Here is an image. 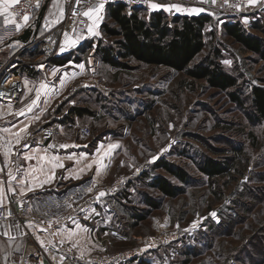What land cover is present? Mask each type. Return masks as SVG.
Listing matches in <instances>:
<instances>
[{
  "label": "rangeland",
  "instance_id": "374dc122",
  "mask_svg": "<svg viewBox=\"0 0 264 264\" xmlns=\"http://www.w3.org/2000/svg\"><path fill=\"white\" fill-rule=\"evenodd\" d=\"M174 2L180 10L166 11L170 16L193 6ZM245 9L251 12L242 13ZM152 10L150 4L141 13L147 15ZM212 10L207 45L194 61L218 47L224 67L239 76L244 104L232 100L228 91L209 86L204 79L191 78L184 71L134 59L129 60L131 68L103 62L97 51L98 42L111 44L115 39L102 28L103 22H111L107 6L89 19L86 29L65 33L61 39L57 55L63 43L68 48L74 44L68 51H76L64 70L84 65L82 71L76 66L78 76L70 87L74 104L79 100L89 102L86 89L78 86L80 79L88 75L97 79L91 89L96 101L89 102L94 114L79 121L92 130L85 137L91 144L88 151L99 141L119 145L105 164L102 177L91 186V193L105 192L116 179H125L117 193L99 198L112 203L113 212L117 213L114 223L122 236L111 237L106 250L92 254L138 252L132 260L135 261L141 255L154 253L161 264H181L185 258L187 264H264V122L250 118L248 97L252 85L264 86V56L244 50L222 28L224 21L236 18L247 31L264 39V0L253 5L247 0L238 14ZM73 36L76 40L68 42V37ZM80 46H84L81 51ZM28 51L14 60L20 64L15 72L21 76L27 73L24 62L34 59L42 46L38 45L32 53ZM43 58L46 64L50 62L46 54ZM45 67L53 68L50 64ZM45 70L39 69L36 76L41 77ZM57 76L58 72L54 78ZM61 105L56 104L54 112ZM204 156L227 161L232 168L225 175L210 178L197 165ZM161 157L183 167L190 175L189 182L181 181L163 167H155ZM157 174L181 185L184 192L164 195L152 184ZM90 177L88 174L65 189L83 184ZM147 196L159 205L148 203ZM133 211L142 218L135 217ZM173 236L174 240L159 243L162 238Z\"/></svg>",
  "mask_w": 264,
  "mask_h": 264
},
{
  "label": "crops",
  "instance_id": "0c3cea01",
  "mask_svg": "<svg viewBox=\"0 0 264 264\" xmlns=\"http://www.w3.org/2000/svg\"><path fill=\"white\" fill-rule=\"evenodd\" d=\"M45 1H48V6L41 25L43 29L42 33L63 19L68 3V0H44V2ZM153 4L158 5L156 8L152 7L153 10L164 9L169 11L177 8L172 7V5H175V2L155 1L151 3V5ZM193 9H200V11H193ZM205 12L212 14L213 10L212 8L209 9L201 5H193L188 7L187 11H180L178 14H200ZM250 12L251 11L245 9L242 13ZM0 17L6 19L7 14L0 15ZM32 28H35V26ZM20 36L21 35L16 36L0 44V67L25 44ZM73 40H76L74 36L68 37V42L71 43ZM71 46L73 47L74 44L70 45L68 48V46L63 43L60 48H63V51L61 50L58 54L66 53L72 48ZM35 49L36 47H33L29 49L28 52L32 53ZM43 59V53L39 51L35 55V58L31 60L38 62V65L35 67L36 71L46 68L41 77H37V74L30 75L29 73H25L21 76L24 81V92L20 100L16 103H0V120L3 122L0 129L8 128L11 133L14 134L26 124L28 125L27 130H30L40 127L48 121L52 122L59 120L60 134L57 137V141L67 144L69 147L67 149L57 148L52 151L61 158L73 155V159H63L64 168H57L55 170L54 179H52L50 183H46L43 187H40L39 181H35L33 182L34 190L27 191L26 195L21 194L16 181H13L15 192L20 194L22 197L21 200L26 204L28 209H42L47 211L50 215H57L64 210L68 201L76 198L79 199L89 194L86 189L93 185V180L95 185L97 179L102 177V172L107 169L105 167H100L99 173L101 172V174H97L98 165L94 163V161L100 160L103 157L102 164H107L115 150H110L108 145L115 143L113 141H99L91 152L88 151V147L91 146V144L79 133V128L84 125L79 121L84 116L69 114L68 112L72 105L89 106L90 101H96L95 92L85 88L86 90L84 91L88 92L89 102L86 103L79 100L74 104V95H72V97L70 96V87L78 76V74L75 73L76 70H79L76 67L78 65H75L73 70L67 71L64 70V68L68 67L69 64H71L70 62L63 65L47 62V64L53 67L50 68L45 67L47 64ZM78 68H80L81 71L83 70L79 66ZM54 70L58 72L56 79L52 74ZM41 83L47 84L48 88L46 90H41V95L37 104L33 107L31 112H28L26 106L30 104L32 100L36 99V91L39 90V85ZM61 103V109H57V111L54 112V109L56 110V104ZM21 109H25V114L17 115ZM33 117L39 118L33 119ZM13 125L16 127H13ZM7 142H10L8 146L13 148V154L10 158L5 159L3 145ZM19 145L20 144H16L14 135L0 131V168H4L3 173L5 177L3 179L5 181L7 180V170L11 168L15 171V164H20L27 169L30 163H35L34 160L32 162L25 161L23 155H19L17 159V152L21 151L18 148ZM46 146L47 145L44 144L33 145L34 148H43ZM104 153H108V155L105 156ZM82 156L84 159H81ZM10 160H14L15 164L10 163ZM88 164L92 165L91 169H87ZM5 165H7V167H5ZM81 168H84L85 172L80 175V179H75L74 176ZM88 174H91V177L87 182L65 189V187L71 183L81 180ZM29 179H31V177ZM3 188V203H5L11 192H8L7 184H5ZM82 193H84V195H82ZM113 211L114 207L112 203L98 199L88 205L83 215L74 220L75 223L72 221L69 226L59 231L60 238L64 242L69 243L77 253V262L79 264H87L83 259L89 257L93 252L97 250H106L108 246H110L111 237L122 236L117 232L116 223H114V217L117 216V213ZM119 216H121V214ZM85 217H87V219ZM17 224L20 226L19 228L16 227ZM77 224L80 225V228L76 227ZM5 233H7V235H5ZM9 237H14V239H9ZM31 241H35L39 249L30 256L27 264H57L63 259V253L55 248L50 234L46 231H42L37 223L29 221L23 224L19 219H10L8 222L0 225L1 264H10L11 260L22 253L26 244ZM73 245H75V247H73ZM150 257L152 258L153 264H161L160 258L155 257L154 253ZM129 264H137V262L132 261Z\"/></svg>",
  "mask_w": 264,
  "mask_h": 264
},
{
  "label": "trees",
  "instance_id": "16d2710c",
  "mask_svg": "<svg viewBox=\"0 0 264 264\" xmlns=\"http://www.w3.org/2000/svg\"><path fill=\"white\" fill-rule=\"evenodd\" d=\"M107 10L111 22H103L102 28L107 35L114 36L115 39L111 44L98 42L97 51L103 62L113 67L131 68L129 60L134 59L147 65L166 66L174 71H184L191 78L204 79L209 86L228 91L235 102L245 103V97L239 88V76L224 67L220 60L221 51L218 47H214L212 54L199 61H194L207 45V28L213 21L211 13L170 16L166 10L159 9L152 10L147 15L137 10L129 16L122 4L108 5ZM222 28L224 33L240 43L244 50L264 56V39L247 31L239 19L224 21ZM42 32L41 26L39 34ZM211 34L214 35L215 32L211 31ZM83 47L80 46L78 50H83ZM75 52L73 49L64 54L55 55L51 57L50 62L58 65L66 64L73 59L72 55ZM23 69L30 75L38 73L28 64L23 66ZM248 97L251 104L250 118L264 122V86L252 85ZM68 113L85 116L93 115L94 110L89 106L72 105ZM197 165L210 178L225 175L232 168L229 162L209 156L199 159ZM154 166L163 167L181 181L189 182V173L165 157L159 158ZM152 184L167 196H176L184 192L181 185L172 183L164 175L154 176ZM146 198V201L153 206L159 205L158 201L148 196ZM133 212L135 217L142 218L138 212ZM135 261L137 264H153L149 255H141ZM187 263L188 258H185L181 264Z\"/></svg>",
  "mask_w": 264,
  "mask_h": 264
},
{
  "label": "built area",
  "instance_id": "2783aa9c",
  "mask_svg": "<svg viewBox=\"0 0 264 264\" xmlns=\"http://www.w3.org/2000/svg\"><path fill=\"white\" fill-rule=\"evenodd\" d=\"M44 0H19L17 4L10 7V12L13 14V19L16 23L21 24L19 29L16 28V24L9 20L5 23V19L0 17V44L10 40L16 36L21 35L27 27H34L37 14L43 4ZM181 2L192 5H201L207 8H214L219 11H232L234 14H238L241 11V7L247 4V0H80V4H75V0H68L67 7L63 19L48 28L44 33L38 35L28 45L24 44L20 50L13 56H11L0 67V103H16L20 100L24 92V81L20 74L15 72L18 64L15 57L22 52L31 49L36 46H42L43 55L46 54L47 61L51 57L57 55L61 39L65 33H73L76 30H84L89 25V18L84 15V12L89 8L98 7L103 2L104 6L112 4H122L124 11L127 15H132L137 10H141L150 6L152 2ZM39 4V7L36 5ZM29 16L27 24L23 21V16ZM31 67H36L38 62L28 61L24 62ZM79 87L86 89H92L97 82V79L93 75H88L79 81ZM3 122L0 120V127ZM79 133L82 137H89L92 133L91 128L88 125H82L79 128ZM60 134V124L58 121H52L41 125L35 129L27 130L26 136L19 145L20 150L23 149L25 143L36 144H63L57 141V137ZM59 149V148H58ZM0 177H5L4 173H0ZM125 179L118 178L112 185L107 186L105 193L114 194L117 193L119 188L124 184ZM99 192L91 193L83 198L72 199L66 203L63 211L57 215H50L47 211L42 209H28L26 204L21 200L22 197L19 193H10L7 202L3 203L4 206H0V225L8 222L10 219H19L23 224L29 221L37 223L41 229H47L51 236L52 242L55 248L63 253V259L57 264H79L77 262V253L66 242H64L57 229H62L69 226L72 221L83 215L84 211L88 208V205L96 201V197ZM10 201H12L10 203ZM23 205V206H21ZM11 211L12 215L8 212ZM176 236V235H175ZM173 237L162 238L159 243H168L175 239ZM63 241V243H61ZM39 247L35 241H31L26 244L22 253L16 258L11 260L10 264H27L30 256L38 251ZM136 253L120 252L113 255L108 254H91L89 257L83 260L87 264H129L138 255ZM1 264V258H0Z\"/></svg>",
  "mask_w": 264,
  "mask_h": 264
},
{
  "label": "snow or ice",
  "instance_id": "6c2138e0",
  "mask_svg": "<svg viewBox=\"0 0 264 264\" xmlns=\"http://www.w3.org/2000/svg\"><path fill=\"white\" fill-rule=\"evenodd\" d=\"M19 0H0V15L7 14V17L5 19V23H8L9 20H11L13 23L16 24V28L19 29L21 27V24L16 23L15 20L13 19V14L9 12V8L17 4ZM257 2V0H248L249 5H253ZM213 3H215V0H213ZM75 4L79 5L80 0H75ZM36 7H39V4L36 5ZM104 7L103 2H101L98 7L94 8H89L88 11L84 12V15L86 17H89V19L92 18L93 15L98 13L100 9ZM153 8L158 7V5L153 4ZM172 7H177L176 5H172ZM177 10H180L177 8ZM193 11H200V9H193ZM63 14V13H61ZM99 18V17H97ZM23 21L25 24L29 21V16L25 15L23 16ZM96 33L93 32V35ZM63 51V48L61 49ZM81 68L84 67V65H80ZM53 76H55L56 72L55 70L53 71ZM48 88V85L45 83H41L39 85V90L36 91V99L32 100L30 104H28L27 111L31 112L33 107L37 104V101L40 98L41 95V90H46ZM2 95V94H0ZM25 114V109H21L17 115H24ZM39 117H33V119H38ZM13 127H16L13 125ZM27 128L28 125H24L23 128L19 129L16 133H11L10 129L4 128L0 129V131H3L5 133H9L10 135H14L15 137V142L16 144H20L21 140L25 139L26 136L22 134L27 133ZM10 142H7L4 147V157L5 159H8L12 156L13 154V148L8 146ZM69 145L67 144H49L46 147L43 148H34L31 143H25L23 145V149L27 151H19L17 152V159L19 158V155H23V158L27 162H32L33 160L35 161L34 164L30 163L29 167L27 169L24 168V166L20 164H15L14 160H10V163L15 164V171L13 169L9 168L7 170V180L5 181L3 177H0V206H4L3 200H4V188L3 186L7 184V190L8 192H11L15 194V189L13 188V181H16L17 186L20 188V192L22 195H26L27 191H33L34 190V183L35 181H39V186L43 187L44 184L50 183L52 179H54L55 175V170L57 168H64L63 164V159H73V155H69L66 157L61 158L60 156L56 155L53 153V149H67ZM119 145L117 144H110L108 145V148L110 150L118 148ZM166 150V149H165ZM31 153V154H29ZM42 153V154H41ZM105 156L108 155V153H104ZM81 159H84L82 156ZM103 157L100 160L94 161L98 165L97 167V174H99L100 167H106V165L102 164ZM7 167V165H5ZM92 165L88 164L87 169H91ZM4 172V168H0V173ZM85 172L84 168L79 169V172L74 176L75 179H80V175ZM31 177V179H29ZM93 185H94V180H93ZM87 192L91 193L93 191V187H88L86 189ZM106 193L101 191L99 192L98 196L96 199L98 200L100 197H103ZM12 201H10L11 203ZM23 206V205H21ZM9 215H12L11 211L9 210L8 212ZM212 215H215L214 213ZM87 219V217H85ZM75 223V221H73ZM17 228L20 226L17 224ZM77 228H80V225H76ZM42 231H47V229H41ZM57 231H61V229H57ZM7 235V233H5ZM9 239H14V237H9ZM63 243V241H61ZM75 247V245H73Z\"/></svg>",
  "mask_w": 264,
  "mask_h": 264
},
{
  "label": "water",
  "instance_id": "95a60500",
  "mask_svg": "<svg viewBox=\"0 0 264 264\" xmlns=\"http://www.w3.org/2000/svg\"><path fill=\"white\" fill-rule=\"evenodd\" d=\"M47 6H48V1H45L42 4V6H41V8L37 14L36 21H35V28L27 27L25 29V31L21 34L20 37H21V39H23V41L26 45H28L34 39L37 38V36L39 34L40 27H41L42 22H43V18H44Z\"/></svg>",
  "mask_w": 264,
  "mask_h": 264
}]
</instances>
